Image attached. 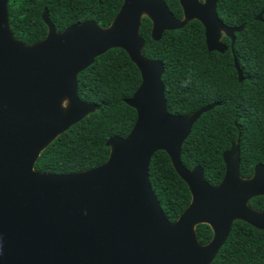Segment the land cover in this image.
I'll return each mask as SVG.
<instances>
[{
  "label": "water",
  "instance_id": "obj_1",
  "mask_svg": "<svg viewBox=\"0 0 264 264\" xmlns=\"http://www.w3.org/2000/svg\"><path fill=\"white\" fill-rule=\"evenodd\" d=\"M218 0H178L176 19L163 0H122L111 24L91 21L58 32L48 17L44 39L25 45L14 39L7 0H0V264H210L229 236L233 222L264 230V210L249 201L264 196V167L249 178L239 174V140L222 154L224 175L211 186L201 166L185 168L180 150L199 116L216 104L185 115L167 112L163 66L142 55L141 19L151 22L158 41L191 20L204 28L207 50L223 53L225 26ZM263 10L256 17L261 20ZM125 51L141 83L124 102L136 112L125 137L106 141L108 159L73 174L34 170L40 153L99 105L77 96V75L110 49ZM238 80L243 76L234 57ZM67 105L63 108V102ZM164 151L187 185L190 202L179 217H165L148 179L151 158ZM206 224L212 237L199 243L195 227Z\"/></svg>",
  "mask_w": 264,
  "mask_h": 264
},
{
  "label": "trees",
  "instance_id": "obj_2",
  "mask_svg": "<svg viewBox=\"0 0 264 264\" xmlns=\"http://www.w3.org/2000/svg\"><path fill=\"white\" fill-rule=\"evenodd\" d=\"M178 20L182 10L178 0H163ZM122 0H7L8 23L15 40L31 45L46 36L41 19L44 9L56 31L91 21L100 27L111 24ZM264 0H219L216 11L228 27L242 26L235 40L222 37L226 51L209 52L204 28L191 20L175 31H165L158 41L150 38L151 22L143 17L140 36L142 55L163 66L166 109L172 115H185L207 105L192 125L180 150L181 164L192 169L201 166L211 186L224 175L222 154L239 140V174L249 178L254 167H264ZM234 57L242 71L239 81ZM141 83L136 66L122 49H110L77 75V96L87 104L99 105L55 138L34 164V170L49 174H73L103 164L109 157L106 141L125 137L132 129L135 110L124 100ZM151 189L168 221H175L190 202L187 185L174 171L164 151H157L148 168ZM253 209L264 210V196L249 201ZM199 243L206 244L212 231L206 224L195 227ZM210 264H264V230L242 221L232 224L225 243Z\"/></svg>",
  "mask_w": 264,
  "mask_h": 264
},
{
  "label": "flooded vegetation",
  "instance_id": "obj_3",
  "mask_svg": "<svg viewBox=\"0 0 264 264\" xmlns=\"http://www.w3.org/2000/svg\"><path fill=\"white\" fill-rule=\"evenodd\" d=\"M218 1H219V0H218ZM217 3H218V2H217ZM216 6H217V4H216ZM216 13H217V11H216ZM217 16H218V15H217ZM219 20H220V19H219ZM224 25H225V24H224ZM225 26H226V25H225ZM224 36H225L224 34L221 35V38H220V42H221V43H222V41H221V40H222V37H224ZM225 37H226V36H225ZM234 37H235V36H234ZM227 38H228V37H227ZM229 39H230V38H229ZM230 41H231V40H230ZM233 43H234V42H233ZM222 44H223V43H222ZM223 45H224V44H223ZM224 46H225V45H224ZM230 46H231V42H230ZM231 47H232V46H231ZM225 48H226V46H225ZM226 49H227V48H226ZM226 49H225V51H226ZM225 51H224V52H225ZM211 52H213V51H211ZM216 52H217V51H216ZM236 72H237V71H236ZM241 72H242V71H241ZM242 75H243V74H242Z\"/></svg>",
  "mask_w": 264,
  "mask_h": 264
},
{
  "label": "rangeland",
  "instance_id": "obj_4",
  "mask_svg": "<svg viewBox=\"0 0 264 264\" xmlns=\"http://www.w3.org/2000/svg\"><path fill=\"white\" fill-rule=\"evenodd\" d=\"M62 105H63V108H65V107H66V105H67V102H66V101H64Z\"/></svg>",
  "mask_w": 264,
  "mask_h": 264
}]
</instances>
